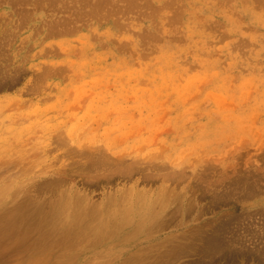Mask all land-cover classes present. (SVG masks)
<instances>
[{
    "label": "rangeland",
    "instance_id": "obj_1",
    "mask_svg": "<svg viewBox=\"0 0 264 264\" xmlns=\"http://www.w3.org/2000/svg\"><path fill=\"white\" fill-rule=\"evenodd\" d=\"M0 209V264H264V0H0Z\"/></svg>",
    "mask_w": 264,
    "mask_h": 264
},
{
    "label": "bare ground",
    "instance_id": "obj_2",
    "mask_svg": "<svg viewBox=\"0 0 264 264\" xmlns=\"http://www.w3.org/2000/svg\"><path fill=\"white\" fill-rule=\"evenodd\" d=\"M9 1H10V0H9ZM19 1H20V0H19ZM117 4H118V3H117ZM118 9H119V8H118ZM101 154H102V153H101ZM87 155H88V154H87ZM89 156H90V155H89ZM97 157H98V156H97ZM93 158H94V156H93ZM101 158H102V157H101ZM114 158H115V157H114ZM116 158H117V157H116ZM121 158H122V157H121ZM112 159H113V158H112ZM118 159H119V157H118ZM114 161H116V160H114ZM124 161H125V160H124ZM95 162H96V161H95ZM111 162H112V161H111ZM97 163L99 164V161H97ZM117 163H119V161H118ZM93 164H94V163H93ZM102 164H103V163H102ZM104 164H105V163H104ZM109 164H110V163H109ZM103 166H105V165H103ZM103 166H101V167H103ZM118 166H119V165H118ZM128 166H129V165H128ZM118 169H119V168H118ZM110 170H111V169H110ZM122 170H123V169H122ZM134 170H135V169H134ZM90 171H91V170H90ZM117 172H119V171H115V173H117ZM126 172H127V171H126ZM130 173H131V172H130ZM109 180H110V179H109ZM141 194H142V193H141ZM114 198H115V197H114ZM122 198H123V197H122ZM56 199H57V198H56ZM47 201H48V200H47ZM47 201H46V202H47ZM54 201H55V200H54ZM68 201H69V200H68ZM82 201H83V200H82ZM161 202H162V201H161ZM111 203H112V201H111ZM121 203H122V202H121ZM124 203H125V202H124ZM155 203H156V202H155ZM30 204H31V203H30ZM30 204H29V205H30ZM144 204H145V203H144ZM29 205H28V207H30ZM88 205H89V204H88ZM21 206H22V205H21ZM21 206H19V207H20L21 210H22V208H23L24 206H23V207H21ZM45 206H46V205H45ZM50 206H51V205H50ZM77 206H78V205H77ZM94 206H95V205H94ZM85 207H86V206H85ZM118 207H119V206H118ZM140 207H141V206H140ZM153 207H154V206H153ZM26 208H27V206H26ZM34 208H36V206H33V208L31 207L30 210H32V209H34ZM47 208H48V207H47ZM62 208H64V207H62ZM92 208H93V207H92ZM142 208H143V207H142ZM36 209H37V212H38L39 209H38V208H36ZM40 209H43V208L41 207ZM51 209H52V208H51ZM105 209H106V208H105ZM0 210H1V209H0ZM18 210H19V211L15 210V212H13V211H12V212H13L14 215H15V214H16V215L18 214V217H19V214H20V213H17V212H22V211H20V209H18ZM27 210H28V209L25 210V213H26V212H28V213L30 212V210H28V211H27ZM98 210H99V209H98ZM98 210H97V211H98ZM130 210H131V209H130ZM35 211H36V210L34 209V212H35ZM43 211H44V210H43ZM51 211H52V210H51ZM51 211H50V212H51ZM75 211H76V210H75ZM75 211H74V212H75ZM91 211H92V209H91ZM12 212H11V213H12ZM34 212H33V211L31 212L32 215H31V213H29V218L31 217V218L33 219L32 216H35V215L37 214V212H35L36 214L33 215ZM40 212H41V211H40ZM40 212H38V214H39ZM50 212H49V214H50ZM81 212L84 213V211H82V210H81ZM81 212H80V213H81ZM94 212H95V211H94ZM94 212H93V213H94ZM28 213H27V214H28ZM53 213H54V212H53ZM101 213H102V212H101ZM7 214H10V212H8ZM7 214H6V215H7ZM13 214H12V216H10L11 218L14 217ZM27 214H26V215H27ZM38 214L35 216V220H37L36 217L38 216ZM49 214H48V215H49ZM51 214H52V213H51ZM51 214H50V215H51ZM55 214H56V212H55ZM59 214L61 215V213H59ZM72 214H73V213H72ZM86 214H87V213H86ZM30 215H31V216H30ZM81 215H82V213H81ZM128 215H129V214H128ZM4 216H5V215H4ZM23 216H24V217H27V216H25V215H22V217H23ZM51 216H52V215H51ZM51 216H50V217H51ZM53 216H54V215H53ZM56 216H57V214H56ZM83 216H84V214H83ZM83 216H82V217H83ZM126 216H127V215H126ZM2 217H3V216H2ZM7 217H9V215H7ZM7 217H5V218H7ZM22 217H21V218H22ZM38 217H39V216H38ZM48 217H49V216H48ZM50 217H49V218H50ZM75 217H77V216H75ZM78 217H80L79 214H78ZM82 217H80V220H79L78 222H76V224H78V223L81 221V218H82ZM86 217H88V216H86ZM89 217H90V214H89ZM3 218H4V217H3ZM15 218L17 219V216H15ZM21 218H20V220H21ZM31 218H30V219H31ZM83 218H84V217H83ZM96 218H97V217H96ZM96 218H94V219H96ZM124 218H125V217H124ZM126 218L128 219V217H126ZM13 219H14V218H13ZM16 219H15V220H10V222L8 221L9 219H8V220L5 219V222H7V223H5V225H7V226H12V225L15 224V223H16L15 225H19V224H17V222H15V221H20V220H16ZM26 219H27L26 221H28L27 223H26L25 221H24V223L21 222V223L23 224V226L21 225V226L23 227V229L26 227L25 224H26V225H29V219H28V218H26ZM55 219H56V217H55ZM55 219H54V220H55ZM59 219H60V218H59ZM6 220H7V221H6ZM40 220H41L40 222H42L44 219L42 220V218H41ZM51 220H53V219H50V221H51ZM85 220H87V218H86ZM92 220H93V219H92ZM3 221H4V219H3ZM3 221H2V222H3ZM22 221H23V220H22ZM62 221H63V220H62ZM76 221H77V220H76ZM97 221H98V220H97ZM8 222H9V224H8ZM51 222H52V221H51ZM51 222H48V221L46 220L45 223L42 222V223H40L39 225H37L38 222L34 221V222H32L31 225H33V224L35 223L36 228H37V227H40V228L43 229V228H46L48 224H51ZM53 222H54V221H53ZM56 222H57V220H56ZM139 222H140V221H139ZM0 223H1V222H0ZM82 223H83V222H82ZM2 224H3V223H2ZM58 224H59V223H58ZM76 224H75V226H76ZM83 224H84V223H83ZM31 225L29 226V228L31 227ZM84 225H86V224H84ZM87 225H88V223H87ZM24 226H25V227H24ZM51 226H52V225H49V227H51ZM75 226H74V227H75ZM77 226H78V225H77ZM93 226H94V225H93ZM93 226H92V227H93ZM95 226H97V225L95 224ZM123 226H124V225H123ZM2 227H3V226H2ZM13 227H15V226H13ZM22 227H21V228H22ZM32 227H33V226H32ZM63 227H64V226H63ZM63 227H62V228H63ZM10 228H11V227H10ZM10 228H8V229H10ZM18 228H20V227H18ZM21 228H20V232H21V230H23V229H21ZM34 228H35V227H34ZM68 228H69V227H68ZM68 228H67V229H68ZM156 228H157V227H156ZM30 229H31V228H30ZM32 229H33V228H32ZM32 229H31V230H32ZM38 229H39V228H38ZM38 229H37V230H38ZM42 229H41V230H42ZM52 229H53V228H52ZM64 229H66V228H64ZM79 229H80V228H79ZM87 229H88V227H87ZM89 229H90V228H89ZM27 230H29V229L27 228ZM45 230H46V229H45ZM49 230H50V228H49ZM59 230H60V229H59ZM71 230H72V229L70 228L68 231H71ZM137 230H138V229H137ZM5 231H6V230H5ZM5 231H4V232H5ZM13 231H14V230H13ZM32 231H35V229H33ZM56 231H57V230H56ZM9 232H10V231H9ZM23 232H24V230H23ZM27 232H28V231H26L25 233H27ZM36 232H38V231H36ZM49 232L52 233V232H54V231L52 230V231H49ZM59 232H60V231H59ZM59 232H58V233H59ZM71 232H72V231H71ZM71 232H69V234H71ZM102 232H103V231H102ZM10 233H11V232H10ZM17 233H19V232H17ZM21 233H22V232H21ZM30 233H31V232H30ZM45 233H46V235H48V230L45 231V232L43 233V238H44V234H45ZM56 233H57V232H55V234L53 233L54 236L56 235ZM58 233H57V234H58ZM64 233H65V231H64ZM67 233H68V232H67ZM139 233H140V232H139ZM4 234H5V233H4ZM19 234H20V233H19ZM27 234H29V233H27ZM32 234H34V233L32 232L31 235H32ZM49 234H50V233H49ZM65 234H66V233H65ZM17 235H18V234H17ZM21 235H22V234H21ZM21 235H20V237H21ZM25 235H26V234H25ZM25 235H24V237H25ZM29 235H30V234H29ZM29 235H27V237H29ZM31 235H30L29 238H31ZM61 235H64V234L61 233ZM98 235H99V237H97V238H98V240H99V239H100V234H98ZM98 235H97V236H98ZM2 236H3V235H2ZM48 236H49V235H48ZM65 236H66V235H65ZM86 236H87V235H86ZM92 236H93V235H92ZM110 236H111V235H110ZM27 237H25V238L27 239ZM59 237H60V236H59ZM79 237H81V236H79ZM84 237H85V236H84ZM103 237H104V236H103ZM21 238H23V236H22ZM45 238H46V237H45ZM61 238H63V237H61ZM87 238H88V236H87ZM110 238H111V237H110ZM4 239H5V238H4ZM41 239H42V238H41ZM66 239H69V238H66ZM79 239H80V238H79ZM85 239H86V238H85ZM95 239H96V238H95ZM106 239H107V238H106ZM5 240H6V239H5ZM24 240H25V239H24ZM61 240H62V239H60L59 242H60ZM80 240H82V239H80ZM83 240H84V239H83ZM98 240H97V241H98ZM109 240H110V239H109ZM41 241H43V240H41ZM44 241H45V239H44ZM63 241H64V240H63ZM68 241H69V240H68ZM68 241H66V242H68ZM73 241H75V239H74V240H71V242H73ZM85 241H86V240H85ZM71 242H70V243H71ZM99 242H100V241H99ZM104 242H105V241H104ZM41 243H42V242H41ZM37 244H40L39 241H38ZM40 260H41V259H40ZM41 262H42V261H41ZM40 264H41V263H40Z\"/></svg>",
    "mask_w": 264,
    "mask_h": 264
}]
</instances>
